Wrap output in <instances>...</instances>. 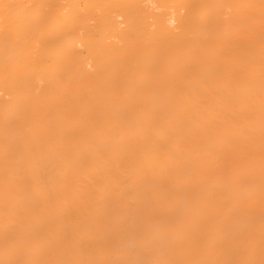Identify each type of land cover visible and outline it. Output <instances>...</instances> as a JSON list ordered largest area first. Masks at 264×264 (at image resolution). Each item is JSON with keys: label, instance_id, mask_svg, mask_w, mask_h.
Returning a JSON list of instances; mask_svg holds the SVG:
<instances>
[{"label": "bare ground", "instance_id": "bare-ground-1", "mask_svg": "<svg viewBox=\"0 0 264 264\" xmlns=\"http://www.w3.org/2000/svg\"><path fill=\"white\" fill-rule=\"evenodd\" d=\"M0 264H264V0H0Z\"/></svg>", "mask_w": 264, "mask_h": 264}]
</instances>
